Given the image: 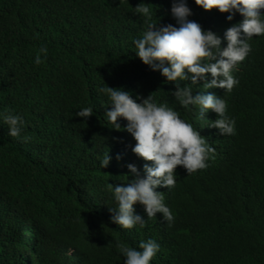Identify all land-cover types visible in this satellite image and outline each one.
Returning a JSON list of instances; mask_svg holds the SVG:
<instances>
[{"label":"trees","instance_id":"trees-1","mask_svg":"<svg viewBox=\"0 0 264 264\" xmlns=\"http://www.w3.org/2000/svg\"><path fill=\"white\" fill-rule=\"evenodd\" d=\"M169 1L153 0L155 12L164 14ZM128 3L67 0L48 13L43 0H0V264H70V249L74 264H125L117 242L139 250L147 237L162 241L156 264H264V36L248 41L251 52L242 73H232L239 79L228 95L235 134L223 139L222 155L197 179L181 177L171 191L157 189L174 216L172 224L148 218L139 203L134 208L143 226L124 229L112 222L110 208H118L114 186L131 181L118 182L128 175L118 167L102 168L103 156L117 152L124 163L130 155L151 162L132 151L136 141L126 131L127 120L118 119L119 130L108 120L111 102L99 89L122 88L137 102L154 92L180 118L200 119L165 88L160 71L137 62L132 48L111 46L117 43L113 34L128 29ZM191 5L196 22L213 32L231 27L214 9L206 14L192 0ZM107 12H113L111 23ZM123 63L138 67L130 85L113 77ZM85 107L93 109L92 116H76ZM9 114L24 121L19 137L8 134ZM71 155L95 171L89 175L85 168L77 179Z\"/></svg>","mask_w":264,"mask_h":264},{"label":"clouds","instance_id":"clouds-1","mask_svg":"<svg viewBox=\"0 0 264 264\" xmlns=\"http://www.w3.org/2000/svg\"><path fill=\"white\" fill-rule=\"evenodd\" d=\"M129 1L126 13L128 29L124 33L113 34L117 38L115 45H125L133 49L141 66L160 71L162 83L169 88L179 103L189 105L199 113V120L183 118L166 103H159L153 93L140 98L137 102L130 92L120 88L99 89L109 97L111 110H106L108 120L119 130V118L128 121L126 131L136 141L132 151L146 162L130 155L123 162L117 152L103 156L101 167H118L120 172L128 173L131 183L113 185L118 208L113 212L112 222L131 229L135 225H144L145 219L136 214L134 205L144 206L148 218L155 216L161 224L170 226L174 216L164 203V194L158 188L174 189L179 178L190 181L197 179L212 162L224 152L223 139L235 134V120L229 112L228 95L238 86L245 58L251 52L248 42L254 36H264V0H192L202 7L203 13L214 9L219 20L231 26L221 33L212 31V26L193 21L192 10L187 0H170L164 14L154 9L149 0ZM67 4V0H43V10L55 13ZM109 23L113 12H107ZM243 19L238 23V17ZM170 19V20H168ZM161 21L162 23H157ZM179 27H176V25ZM227 45L222 47L223 41ZM47 54V48L39 50ZM37 53L35 63L40 64ZM139 76L138 67L130 63L117 65L113 69L114 80L130 85ZM190 81V82H189ZM93 109L85 107L76 116L89 118ZM9 126L8 134L19 137L23 119L18 115L4 116ZM30 138L24 137L25 142ZM221 140L217 145L215 141ZM79 174L87 169L89 175L93 167L79 155L67 157ZM178 166L179 169L176 172ZM143 175H142V174ZM176 173V174H175ZM139 250L117 242V249L124 255L125 264H156L162 251V241L147 237L139 242ZM73 254V250L70 251ZM68 255V253H67ZM70 264H74L70 262Z\"/></svg>","mask_w":264,"mask_h":264},{"label":"bare ground","instance_id":"bare-ground-1","mask_svg":"<svg viewBox=\"0 0 264 264\" xmlns=\"http://www.w3.org/2000/svg\"><path fill=\"white\" fill-rule=\"evenodd\" d=\"M148 2H153V0H149ZM154 4H157V3H154ZM187 5H188V7L192 10V13L194 14V11H193V6L191 5V0H187ZM125 9V8H124ZM105 9H103L102 11H104ZM168 20H170V19H168ZM192 20L193 21H196L195 20V18L193 17L192 18ZM157 23H162L161 21H156ZM176 27H179V25L177 24L176 25ZM109 30H110V28H106L105 29V32H109ZM147 71H149L148 69H147ZM45 119H47V118H45ZM21 232H25V230L23 229V230H21ZM19 236H23V235H19ZM25 238V237H24ZM26 238H29V237H26ZM29 257H31L30 255H29ZM68 258H70V260L72 261V262H75L76 261V257L74 256V254H72L71 252H68Z\"/></svg>","mask_w":264,"mask_h":264},{"label":"rangeland","instance_id":"rangeland-1","mask_svg":"<svg viewBox=\"0 0 264 264\" xmlns=\"http://www.w3.org/2000/svg\"><path fill=\"white\" fill-rule=\"evenodd\" d=\"M129 6H130V5L128 4L127 7H129ZM125 9H127V8H125ZM150 69H151V68H149L148 70H150ZM36 149H37V148H36ZM41 155H43V154H41ZM164 247H165V246H164Z\"/></svg>","mask_w":264,"mask_h":264}]
</instances>
